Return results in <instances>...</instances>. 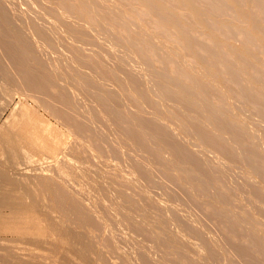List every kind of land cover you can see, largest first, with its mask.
Instances as JSON below:
<instances>
[{
	"label": "rangeland",
	"instance_id": "374dc122",
	"mask_svg": "<svg viewBox=\"0 0 264 264\" xmlns=\"http://www.w3.org/2000/svg\"><path fill=\"white\" fill-rule=\"evenodd\" d=\"M181 1L0 0V264H264V0Z\"/></svg>",
	"mask_w": 264,
	"mask_h": 264
},
{
	"label": "bare ground",
	"instance_id": "6f19581e",
	"mask_svg": "<svg viewBox=\"0 0 264 264\" xmlns=\"http://www.w3.org/2000/svg\"><path fill=\"white\" fill-rule=\"evenodd\" d=\"M182 1H183V0H182ZM182 1H181V2H182ZM188 1H189V2H188ZM188 1H187V3H189L188 5H190V4H191V5L193 6V4H192L193 2L191 3V2H190V0H188ZM191 1H192V0H191ZM183 2H185V4H187V3H186V1H183ZM233 2L235 3V1H234V0H233ZM231 3H232V2H231ZM233 5L237 6L236 4H233ZM192 6H191V8H193ZM193 9H194V8H193ZM193 9H191V10H192V12H193ZM237 9H238V8H237ZM194 10H195V11H194V13H193V14H195V13H196V9H194ZM238 10H239V9H238ZM243 11H244V10H243ZM242 13H243V15H246V14H244L245 12H242ZM247 15H248V14H247ZM246 48H247V47H246ZM245 51H246V50H245ZM245 51H244V52H245ZM245 54H247V53H245Z\"/></svg>",
	"mask_w": 264,
	"mask_h": 264
}]
</instances>
